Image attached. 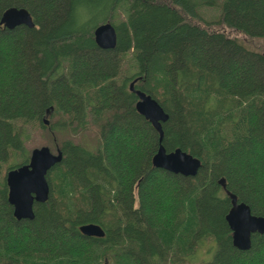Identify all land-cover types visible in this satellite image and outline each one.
<instances>
[{"label": "trees", "instance_id": "1", "mask_svg": "<svg viewBox=\"0 0 264 264\" xmlns=\"http://www.w3.org/2000/svg\"><path fill=\"white\" fill-rule=\"evenodd\" d=\"M8 7L34 26H0V264H191L212 246L194 264H264V234L238 250L224 219L226 192L264 216V56L230 34L264 39V0H0ZM102 22L111 49L94 43ZM133 79L167 114L164 149L199 160L194 176L152 166L158 133L134 108ZM87 116L104 117L95 150L53 143L47 199L14 218L2 169L27 162L29 129L76 133ZM86 223L103 235L80 234Z\"/></svg>", "mask_w": 264, "mask_h": 264}, {"label": "water", "instance_id": "2", "mask_svg": "<svg viewBox=\"0 0 264 264\" xmlns=\"http://www.w3.org/2000/svg\"><path fill=\"white\" fill-rule=\"evenodd\" d=\"M18 25L34 26L29 12L22 7L4 9L0 14V26L12 29ZM92 36L94 43L101 49H111L115 45V30L109 22L97 24L92 30ZM262 55L264 56V51ZM135 80L128 84L129 91L136 95L134 108L158 133V146L151 157L152 166L173 174L194 176L200 165L199 160L179 148L171 151L164 149L160 143L161 123L166 120L167 114L153 97L133 88ZM60 159L61 153L58 149L51 152L47 146L42 145L29 151L25 164L5 171L6 200L11 206L14 218L32 219L33 203L44 202L48 196L46 174ZM217 183L224 187L222 178L218 179ZM226 193L230 199V206L224 219L230 230L231 244L238 250H246L250 247L252 234H264V216L252 214L246 204L237 202L234 195ZM78 231L84 236L101 237L103 235L100 226L93 223L80 225Z\"/></svg>", "mask_w": 264, "mask_h": 264}, {"label": "rangeland", "instance_id": "3", "mask_svg": "<svg viewBox=\"0 0 264 264\" xmlns=\"http://www.w3.org/2000/svg\"><path fill=\"white\" fill-rule=\"evenodd\" d=\"M207 9L209 7H206ZM207 15V14H205ZM204 16V19H208L209 17ZM231 35H236L238 39L243 41L247 46L250 48L257 50V51H264V39L262 38H244V36H241L240 34L234 33L233 31H230ZM103 116L100 117L98 120H94L87 116L85 118V126L83 129L78 130L76 133H73L69 131L68 129H64L62 131H52L50 134L47 129L45 128H39L38 126H32L29 129V136L28 140L25 143V146L28 151H30L34 147H39L42 145L47 146L51 152H54V144L60 142L62 139H70L75 143H78L85 148L89 150H95V146L97 143V131H98V125L101 120H103ZM57 119H59L57 116L49 119L50 122L54 123ZM47 121V119H44ZM47 124V123H46ZM54 143V144H53ZM5 172V168L2 169V174ZM210 245V244H209ZM205 247V246H203ZM213 249V246H212ZM208 248L206 250L209 251L207 253H203L205 250H200L198 254L194 257V259H191V264L198 263L199 261H203L208 259L211 256V250Z\"/></svg>", "mask_w": 264, "mask_h": 264}]
</instances>
